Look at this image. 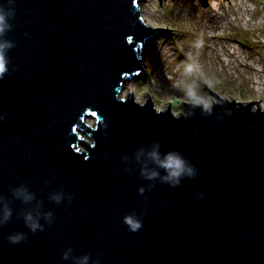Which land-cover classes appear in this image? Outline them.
Returning a JSON list of instances; mask_svg holds the SVG:
<instances>
[{
	"label": "water",
	"instance_id": "1",
	"mask_svg": "<svg viewBox=\"0 0 264 264\" xmlns=\"http://www.w3.org/2000/svg\"><path fill=\"white\" fill-rule=\"evenodd\" d=\"M142 2L0 0L11 24L0 40L13 42L0 79V211L12 210L0 264H73L68 247L99 264H264V109L214 93L175 114L123 97L147 43L167 31L146 23ZM153 140L196 175L177 188L143 179L134 153ZM133 211L136 232L122 222ZM27 212L42 231L25 226ZM16 232L26 239L10 244Z\"/></svg>",
	"mask_w": 264,
	"mask_h": 264
},
{
	"label": "rangeland",
	"instance_id": "2",
	"mask_svg": "<svg viewBox=\"0 0 264 264\" xmlns=\"http://www.w3.org/2000/svg\"><path fill=\"white\" fill-rule=\"evenodd\" d=\"M141 11L169 32L147 43L144 71L123 97L179 114L184 103L210 106L212 91L264 109V0H143Z\"/></svg>",
	"mask_w": 264,
	"mask_h": 264
},
{
	"label": "clouds",
	"instance_id": "3",
	"mask_svg": "<svg viewBox=\"0 0 264 264\" xmlns=\"http://www.w3.org/2000/svg\"><path fill=\"white\" fill-rule=\"evenodd\" d=\"M11 29V24L8 22L7 14L0 11V36ZM13 47V42L10 40H0V79L8 72V56L7 52ZM118 101L120 98L116 97ZM132 102L135 104V97H132ZM3 119V117H0ZM251 127V126H250ZM198 131V129H194ZM135 159L140 165L139 174L140 176L149 181H159L162 184H167L170 188H177L180 186L182 180L185 178H192L196 175L197 169L191 164L187 157L178 149H170L167 151L161 150V144L159 140H153L151 145L148 147H139L136 149ZM123 160H127L128 157L125 155L122 157ZM130 171V169H126ZM148 189L154 187V184L149 183ZM138 195L144 196L146 188L140 186L136 189ZM14 195L17 199H22L24 202L31 201L33 194L25 187H17ZM203 193H199L198 196L203 197ZM61 194H55L52 199L59 204L62 200ZM166 203V202H165ZM143 215V213L141 214ZM12 216V210L6 205L0 211V225L6 224ZM45 219L52 222L53 213L51 211L44 214ZM25 226L33 233L38 230H43V225L39 222V214L33 215L32 212L25 213L24 217ZM122 222L127 226L131 232L139 231L143 227V219L138 216L135 211L132 213L125 214L122 218ZM8 242L13 245H18L25 241L26 234L23 232H16L10 234ZM61 258L64 261L71 259L73 264H99L98 261H94L90 254L84 253L79 256L73 255V249L71 247L66 248L61 253Z\"/></svg>",
	"mask_w": 264,
	"mask_h": 264
},
{
	"label": "flooded vegetation",
	"instance_id": "4",
	"mask_svg": "<svg viewBox=\"0 0 264 264\" xmlns=\"http://www.w3.org/2000/svg\"><path fill=\"white\" fill-rule=\"evenodd\" d=\"M210 92H211V94H213V96H214V93H215V92H214V93H213L212 91H210ZM218 95H219V94H218Z\"/></svg>",
	"mask_w": 264,
	"mask_h": 264
},
{
	"label": "bare ground",
	"instance_id": "5",
	"mask_svg": "<svg viewBox=\"0 0 264 264\" xmlns=\"http://www.w3.org/2000/svg\"><path fill=\"white\" fill-rule=\"evenodd\" d=\"M206 108V107H205Z\"/></svg>",
	"mask_w": 264,
	"mask_h": 264
}]
</instances>
